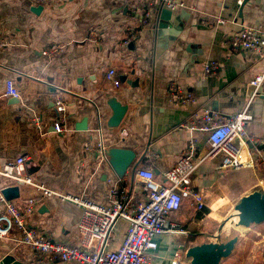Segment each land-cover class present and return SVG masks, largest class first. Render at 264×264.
I'll return each instance as SVG.
<instances>
[{
  "label": "crops",
  "instance_id": "1",
  "mask_svg": "<svg viewBox=\"0 0 264 264\" xmlns=\"http://www.w3.org/2000/svg\"><path fill=\"white\" fill-rule=\"evenodd\" d=\"M182 1L186 7L176 11L175 27L167 30L176 40L160 44L153 33L156 13L145 16L147 0H0V41H6L0 46V167L25 156L26 174L35 183L62 194H88L103 203L118 177L106 158L86 147L102 142L107 147L130 148L136 152L133 165L138 163L136 169L127 170L124 179L136 206L148 195L137 170L152 167L156 180L163 182L164 173L179 161L191 136L203 140V132H190L184 126L206 109L223 118L247 110L252 115L248 133L262 144L264 99L259 96H264V84L254 98L247 97V90L254 72L264 69V60L251 59L230 38L244 25L264 31V0H246L242 17L237 0ZM37 6L40 10L35 12ZM205 18L207 25L202 23ZM219 19L225 22L218 23ZM132 31L136 37L124 45ZM51 45H61L64 51L48 59L42 52ZM212 59L221 62L220 70L199 84L197 75ZM111 68L120 79L127 76L130 83L115 88L105 77ZM9 79L21 91L19 102L5 95ZM172 82L195 94L197 101L174 106L168 97ZM58 98L67 106L68 131L63 134L54 129ZM112 98L127 107L116 127L109 126ZM83 123L87 129L80 130ZM250 145L252 142L244 146L243 153L258 164L264 150ZM206 153L207 147H203L201 155ZM218 165V158L199 160L192 184L195 191L206 193L207 207L199 210L189 199L169 216V222L179 223L186 234L159 236L153 264H171L181 245L187 256L190 247L215 241L212 230L207 229L235 214L243 196L264 191L261 171L252 167L222 171ZM15 184L0 174V188ZM19 186L20 197L13 200L18 207H24L30 198L36 200L34 211L26 216L28 224L53 240L79 242L80 206L43 195L34 185ZM4 208L0 202V212ZM128 226L125 219L118 220L110 250L121 245ZM251 231L256 237L261 234L252 228L239 232L231 255ZM262 236L249 246L240 264H264ZM7 256L26 264H79L42 263L36 251L15 237L0 238V264Z\"/></svg>",
  "mask_w": 264,
  "mask_h": 264
},
{
  "label": "built area",
  "instance_id": "2",
  "mask_svg": "<svg viewBox=\"0 0 264 264\" xmlns=\"http://www.w3.org/2000/svg\"><path fill=\"white\" fill-rule=\"evenodd\" d=\"M243 2L244 0H237L239 6ZM185 7L186 4L182 0H147L145 16L149 18L164 8L177 11ZM224 22V19L218 20V23ZM202 23L207 25L209 20L202 19ZM135 37V32H130V37L124 40V45H128ZM230 41L233 46L245 51L251 59L264 60L263 30L244 25L231 36ZM5 42V40L0 41V46ZM63 51V46L51 45L42 53L48 59H52L61 55ZM220 68L219 60L207 61L202 73L197 75L198 83L203 84L205 79L216 75ZM105 77L115 88L122 86L115 68L109 69ZM250 83L256 86L257 95L264 84V69L255 71ZM5 95L21 97V91L12 79L6 82ZM168 97L174 106H183L197 101L195 94L175 82L168 86ZM55 108L58 118L54 123V129L57 133L63 134L68 131L66 103L58 98ZM251 119L252 115L247 110H242L229 118H223L210 109L204 110L200 118H191L184 127L190 132L197 130L203 132V140L191 136L179 161L164 173L163 182L156 180L152 167H140L137 170V177L148 195L145 202L136 206L133 204V195L124 178H117L115 184L107 191L105 202L100 203L88 194H62L35 183L32 177L26 174L25 156L5 163L0 167V174L11 178L15 185H34L43 195H55L62 200H69L80 206L82 211L78 221L79 242L72 244L53 240L32 227L26 220V216L35 209L34 198L28 199L26 205L20 208L13 201L7 200L2 193L3 188H0V202L5 204L4 210L0 212V238H17L23 246L36 251L42 263L76 261L79 264H153L159 236L186 234L179 223L169 222V216L180 210L182 203L189 199L194 200L199 210L207 207L206 193L195 191L191 178L201 158H218V168L222 171L252 167L261 171L264 176V157H259L257 164L251 156H245L243 153V148L248 147V142H252L253 145L259 143L248 133L247 125ZM39 120V117L35 118L38 126H40ZM202 142H204L203 146H201ZM203 147H207V153L201 155ZM86 148L106 158L107 146L104 143L99 142L96 146L89 145ZM120 219H125L129 226L121 245L117 249L110 250L113 231ZM182 248L183 245L179 246L171 258V264H190L191 259L186 256Z\"/></svg>",
  "mask_w": 264,
  "mask_h": 264
},
{
  "label": "water",
  "instance_id": "3",
  "mask_svg": "<svg viewBox=\"0 0 264 264\" xmlns=\"http://www.w3.org/2000/svg\"><path fill=\"white\" fill-rule=\"evenodd\" d=\"M246 4V0L240 5V17L243 16V8ZM40 7L34 8L37 12ZM177 14L176 11L169 9H161L156 13V22L153 26V33L156 35V41L158 43L166 42L167 40H176L174 34L170 31L171 28L175 27L173 25L176 21ZM176 30H181L178 28ZM122 82L130 83L127 76L121 77ZM256 96V86L250 84L247 90V97L254 98ZM264 99L263 95H260ZM19 102V98H16ZM112 108V116L109 119V126H118L127 110L126 105H123L117 98H112L109 101ZM80 130L87 129V125L83 123ZM250 148H257L259 150H264V142L262 144L250 145ZM105 157L111 168L115 172L118 178H124L127 170L132 167L136 169L137 163L134 165L136 159V152L133 149L112 146L107 147L105 150ZM2 193L7 200L13 201L20 197L21 191L19 185H9L2 189ZM236 214L238 217V222L236 226L238 227H250L253 224L264 223V191L256 190L248 195H245L235 206ZM225 227L223 222L219 227V232L216 235V240L213 242H206L200 245L192 246L187 251V256L191 259L190 264H220L221 260L231 255L235 248V244L238 241V237H234L227 242L222 241V231ZM2 264H26L22 261L15 259L12 256H7L4 258Z\"/></svg>",
  "mask_w": 264,
  "mask_h": 264
},
{
  "label": "rangeland",
  "instance_id": "4",
  "mask_svg": "<svg viewBox=\"0 0 264 264\" xmlns=\"http://www.w3.org/2000/svg\"><path fill=\"white\" fill-rule=\"evenodd\" d=\"M223 205L224 204H220L219 206H223ZM235 214L233 213L232 215H228L221 223H218L217 226H214V224H213V226L210 229H207L208 232H210L212 230L211 232H213V234H214L213 235L214 238L212 237V239L216 240V235L219 232L218 228L220 227V225L223 222L225 223V227L222 231V241L223 242H227L228 240H230L234 237H238L240 234L239 232L248 230L249 228H252V230L253 229L259 230L261 232V234L256 237V236L252 235V234H255V232L251 231L250 232L251 234L249 235V237H244V239L240 241L241 245H240V249H238V252L234 253L233 255H229L228 257L222 259L220 264H240L243 257H246L243 255L246 253V251H248L249 246L253 245L255 243L254 240H259L263 237L262 235H264V223L253 224L248 228L241 227V226L238 227V226H236V222H238L239 219H238V217L235 216ZM237 230H240V231H237ZM238 241H239V237H238ZM238 241L236 243H238Z\"/></svg>",
  "mask_w": 264,
  "mask_h": 264
},
{
  "label": "trees",
  "instance_id": "5",
  "mask_svg": "<svg viewBox=\"0 0 264 264\" xmlns=\"http://www.w3.org/2000/svg\"><path fill=\"white\" fill-rule=\"evenodd\" d=\"M202 244V243H201ZM198 245H200V244H198Z\"/></svg>",
  "mask_w": 264,
  "mask_h": 264
},
{
  "label": "bare ground",
  "instance_id": "6",
  "mask_svg": "<svg viewBox=\"0 0 264 264\" xmlns=\"http://www.w3.org/2000/svg\"><path fill=\"white\" fill-rule=\"evenodd\" d=\"M243 227V226H242Z\"/></svg>",
  "mask_w": 264,
  "mask_h": 264
}]
</instances>
